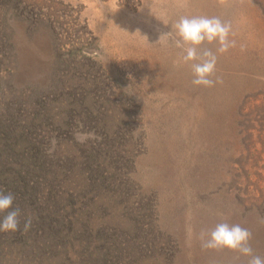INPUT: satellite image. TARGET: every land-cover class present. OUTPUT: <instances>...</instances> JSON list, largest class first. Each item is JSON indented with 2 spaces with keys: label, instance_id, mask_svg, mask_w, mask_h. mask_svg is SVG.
I'll return each instance as SVG.
<instances>
[{
  "label": "rangeland",
  "instance_id": "1",
  "mask_svg": "<svg viewBox=\"0 0 264 264\" xmlns=\"http://www.w3.org/2000/svg\"><path fill=\"white\" fill-rule=\"evenodd\" d=\"M257 1L0 0V192L22 211L0 264H246L200 247L221 222L264 257ZM181 16L231 23L222 83L158 41Z\"/></svg>",
  "mask_w": 264,
  "mask_h": 264
},
{
  "label": "clouds",
  "instance_id": "2",
  "mask_svg": "<svg viewBox=\"0 0 264 264\" xmlns=\"http://www.w3.org/2000/svg\"><path fill=\"white\" fill-rule=\"evenodd\" d=\"M232 35L231 23L218 16H181L170 31L160 34L158 41L171 43L181 50V60L190 63L192 85L211 88L223 82L216 70L218 54L236 46V41L230 39ZM206 43L218 45L216 51L204 47ZM14 200L12 193L0 192V213H6L0 219V232L21 230L22 211L18 206L13 207ZM31 223V217H26L23 230L27 231ZM252 239L253 234L248 228L227 222L218 223L212 229H202L199 233L203 250H228L238 253L237 260L240 256L247 257L246 264H264V257L254 252Z\"/></svg>",
  "mask_w": 264,
  "mask_h": 264
},
{
  "label": "trees",
  "instance_id": "3",
  "mask_svg": "<svg viewBox=\"0 0 264 264\" xmlns=\"http://www.w3.org/2000/svg\"><path fill=\"white\" fill-rule=\"evenodd\" d=\"M257 5H258L259 9L261 10L262 14L264 15V0H258V1H257ZM16 191H17V192H16ZM16 191H14V192H16V194H17V193H20V192H19L20 189H17ZM13 204H15V203H13Z\"/></svg>",
  "mask_w": 264,
  "mask_h": 264
}]
</instances>
